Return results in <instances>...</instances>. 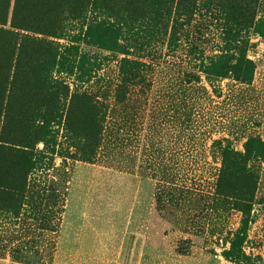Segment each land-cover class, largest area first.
<instances>
[{
    "label": "rangeland",
    "instance_id": "obj_1",
    "mask_svg": "<svg viewBox=\"0 0 264 264\" xmlns=\"http://www.w3.org/2000/svg\"><path fill=\"white\" fill-rule=\"evenodd\" d=\"M263 6L0 0V264H264Z\"/></svg>",
    "mask_w": 264,
    "mask_h": 264
},
{
    "label": "trees",
    "instance_id": "obj_2",
    "mask_svg": "<svg viewBox=\"0 0 264 264\" xmlns=\"http://www.w3.org/2000/svg\"><path fill=\"white\" fill-rule=\"evenodd\" d=\"M219 4H216V8L218 7ZM210 6V5H209ZM212 8H215V6H211ZM257 12L255 10V12L251 13L250 17H253V27L255 29V31H257L261 37L264 38V6H263V14L259 15V17L256 18ZM242 24V22H241ZM17 34H15L16 36ZM240 44H243L244 41L243 40H239ZM243 45H236L235 48L237 49V53L239 54V56H241V50H242ZM71 50V48L69 49ZM69 50H66V53H69ZM63 60L66 62L67 60V56L62 55ZM222 57V60L226 63L228 62L231 58H232V51L229 49H226V51L224 53H222V55L220 56ZM92 59H89L87 56L81 55L79 60L77 61V68L78 71H80L79 75L82 78L83 81L85 77H89V80L92 78H96L98 76V65L99 63H97V58L96 57H91ZM55 98L57 99V94L55 95ZM87 98L91 101V102H95L98 103V100L94 99V96L91 93L87 94ZM51 113H55L54 111H52ZM40 134H43L45 132L48 133L49 136H51L50 141H52V137H54V132L52 130V126L50 123H47V121H43V124L40 126ZM21 152L26 153V150H23Z\"/></svg>",
    "mask_w": 264,
    "mask_h": 264
}]
</instances>
